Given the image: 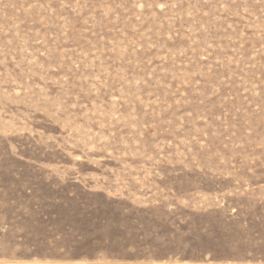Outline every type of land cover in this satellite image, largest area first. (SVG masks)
Returning a JSON list of instances; mask_svg holds the SVG:
<instances>
[{
  "label": "rangeland",
  "instance_id": "rangeland-1",
  "mask_svg": "<svg viewBox=\"0 0 264 264\" xmlns=\"http://www.w3.org/2000/svg\"><path fill=\"white\" fill-rule=\"evenodd\" d=\"M0 264H264V0H0Z\"/></svg>",
  "mask_w": 264,
  "mask_h": 264
}]
</instances>
